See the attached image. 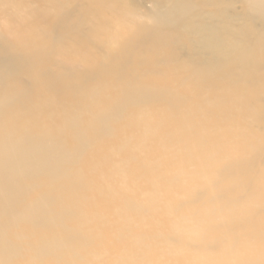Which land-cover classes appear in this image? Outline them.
Masks as SVG:
<instances>
[{
    "label": "bare ground",
    "instance_id": "6f19581e",
    "mask_svg": "<svg viewBox=\"0 0 264 264\" xmlns=\"http://www.w3.org/2000/svg\"><path fill=\"white\" fill-rule=\"evenodd\" d=\"M0 264H264V0H0Z\"/></svg>",
    "mask_w": 264,
    "mask_h": 264
}]
</instances>
